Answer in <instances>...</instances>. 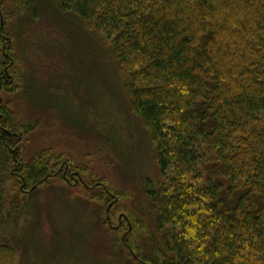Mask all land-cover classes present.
Masks as SVG:
<instances>
[{"label":"trees","instance_id":"trees-1","mask_svg":"<svg viewBox=\"0 0 264 264\" xmlns=\"http://www.w3.org/2000/svg\"><path fill=\"white\" fill-rule=\"evenodd\" d=\"M14 1L19 21L55 7L112 52L157 169L143 184L154 232L133 214L110 228L127 229L115 243L128 264H264V0ZM9 43L0 34V90L24 98L26 80H9ZM37 125L0 99L1 229L31 201L26 189L49 177V161L20 157L23 135ZM19 259L0 239V264Z\"/></svg>","mask_w":264,"mask_h":264},{"label":"rangeland","instance_id":"rangeland-1","mask_svg":"<svg viewBox=\"0 0 264 264\" xmlns=\"http://www.w3.org/2000/svg\"><path fill=\"white\" fill-rule=\"evenodd\" d=\"M0 9V34L10 42L4 52L14 57L9 80L30 86L24 98L0 90V99L19 119L38 120L23 135L21 159L50 162L49 177L26 189L31 201L15 227L0 228V239L19 248L20 264H128L115 243L127 229L110 228L133 214L154 232L143 184L157 169L108 43L55 7H37L35 19L22 21L14 0H0ZM7 185L9 194L17 190ZM103 191L120 198L103 202Z\"/></svg>","mask_w":264,"mask_h":264},{"label":"flooded vegetation","instance_id":"flooded-vegetation-1","mask_svg":"<svg viewBox=\"0 0 264 264\" xmlns=\"http://www.w3.org/2000/svg\"><path fill=\"white\" fill-rule=\"evenodd\" d=\"M123 219H124L125 221L127 220L126 217H124V216L121 217V218H118V221H119V222H118V225H121Z\"/></svg>","mask_w":264,"mask_h":264},{"label":"water","instance_id":"water-1","mask_svg":"<svg viewBox=\"0 0 264 264\" xmlns=\"http://www.w3.org/2000/svg\"><path fill=\"white\" fill-rule=\"evenodd\" d=\"M35 187L33 186L31 189H34Z\"/></svg>","mask_w":264,"mask_h":264}]
</instances>
